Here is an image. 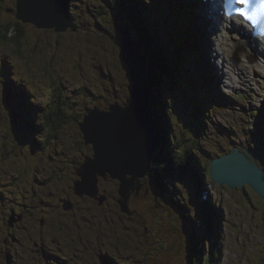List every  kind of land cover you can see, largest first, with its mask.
Segmentation results:
<instances>
[{
	"label": "rangeland",
	"instance_id": "obj_1",
	"mask_svg": "<svg viewBox=\"0 0 264 264\" xmlns=\"http://www.w3.org/2000/svg\"><path fill=\"white\" fill-rule=\"evenodd\" d=\"M117 1L68 0L70 15L76 8L70 17L76 32L56 34L55 27L22 24L21 32L8 30L20 37L19 44L0 41V64L20 78L18 84L10 79L19 91L17 98L9 97L6 82H0V264H264L263 201L249 187L241 192L203 180L197 188L188 173L177 175L186 157L198 160V146L203 150L198 153L204 179L214 155L233 146L251 148L254 161H264V71L242 70L246 59L232 48L224 28L210 27L209 13L203 20L210 24L203 28L200 23L201 33L186 30L184 36L178 27L179 35L173 38L166 13L161 19L156 13L164 28L163 34L158 30L162 43L172 50L179 37L182 50L171 52L167 63L177 84L155 70L161 98L160 110L154 105L156 125L163 115L170 121L171 130L165 133L173 162L168 156L158 159L152 175L140 180L142 189L130 195V217L117 204L119 181L108 174L97 178L96 198L76 196L75 171L84 157L92 156L78 126L83 114L93 108L106 111L111 104L124 107L129 98L128 72L113 43L114 21L125 25L118 20ZM153 1L157 2L152 6ZM168 1L145 0L144 5L164 11ZM15 2L0 0V23L16 21ZM174 2L183 7L181 0ZM181 22L178 25L187 27ZM187 48L192 59H186ZM175 55L180 62L173 69ZM51 79L61 85L68 103L61 113L67 121L58 131L42 127L40 113L51 112L46 105ZM205 80L211 81L213 92L207 95L210 108L204 124L198 126L203 136L194 144L190 111L182 104L202 107L205 101L192 88L202 91ZM25 105L33 117L28 118ZM206 152L212 153L210 158L204 157ZM100 198L104 203L99 204ZM66 200L72 204L68 211L62 208ZM22 214L25 218L19 223ZM194 232L201 234L196 242L202 243L200 254H191ZM213 252L220 254L214 258Z\"/></svg>",
	"mask_w": 264,
	"mask_h": 264
},
{
	"label": "water",
	"instance_id": "obj_2",
	"mask_svg": "<svg viewBox=\"0 0 264 264\" xmlns=\"http://www.w3.org/2000/svg\"><path fill=\"white\" fill-rule=\"evenodd\" d=\"M15 10V19L21 24L50 29L54 21H62L60 29L53 30L56 34L77 30L76 24L70 19L68 0H16ZM113 28V43L120 49V61L128 72L129 98L124 107L113 104L110 110L101 111L107 113H98V108L86 111L87 116L78 126L84 145H91L92 156L86 157L76 169L75 174L79 179L73 183V189L78 197L86 194L96 198L97 178L106 179L108 174L112 180L119 181L117 204L121 213L130 217L131 192L138 193L140 180L150 174L154 155L164 144V137L160 133L159 120L156 125L158 118H154V105L151 104L150 96L153 89L148 87L146 57L133 39L128 24L121 27L115 20ZM14 121L15 118L12 124ZM91 143H95L96 148ZM256 165L252 150L233 147L228 153L210 160V182L241 192L249 187L264 203V186L261 185L263 172ZM82 168L91 171L92 179L89 182H80L83 180L79 172ZM102 199H99V204L104 203ZM62 208L68 211L72 204L66 200Z\"/></svg>",
	"mask_w": 264,
	"mask_h": 264
},
{
	"label": "trees",
	"instance_id": "obj_3",
	"mask_svg": "<svg viewBox=\"0 0 264 264\" xmlns=\"http://www.w3.org/2000/svg\"><path fill=\"white\" fill-rule=\"evenodd\" d=\"M144 1L145 0H118V6L119 9L116 11L118 14V20L119 22H121L122 24H128L130 31L132 33V35L135 37L137 43L140 45V48L142 50V53L144 54V56L146 57V63L148 65V69H149V77H148V87L150 90H152L153 88H158L160 81L158 80L157 74H156V69H159L162 71V75L167 76L169 78L172 79V81L177 84V80H175L176 76H172L171 71L169 69V65L167 64L170 60V53L173 52L175 53V49L173 48L172 50H169L166 45L164 43H162V40H160L159 36H158V30H160V32L163 34V30L162 27L160 25V23L158 22L157 18H156V13L159 16V18H163V13H165L164 11H161L160 7H153L152 9H148L147 5H144ZM155 2L157 1H153V4L151 3V5H155ZM184 4L189 6V9L191 8L190 2L189 1H183ZM123 4L126 5H131L130 8L125 9V6L123 7ZM169 4H170V10L169 12H166V16L168 17L169 22L171 23V25H174L175 23H173V21L170 18V14H172L173 12L176 13L175 17L178 16V12H181V10H177L174 6V0H169ZM169 4L166 6V10L169 7ZM193 5V4H192ZM68 6H69V2H68ZM145 7V8H144ZM76 8H72V10L74 11V15H70L71 19L74 18V16L76 15ZM144 9V11H143ZM164 9V10H165ZM13 10V9H12ZM186 11V10H185ZM172 12V13H171ZM190 13V11L188 12ZM191 22V17L189 15H187V25H190ZM0 25H2V28L0 27V41L3 42L4 44H19V38L17 36H11L9 35V31L16 29L17 31H20V28L23 26L20 22L18 21H14L12 24H3L0 23ZM176 34L172 35V38L175 37ZM177 46H178V50L180 51V46L179 43L176 42ZM20 45H16L15 48H18L17 50H19ZM188 49V48H187ZM182 51V50H181ZM182 53V52H181ZM191 53V49H188V54ZM176 57V61H175V66L173 67V69H176V64H178L180 61L179 56L175 55ZM194 56V53H193ZM192 58V56H191ZM196 65V64H195ZM197 66V65H196ZM200 67V65H198ZM197 66V67H198ZM0 82H6L5 85L7 86V94L9 95V97L11 98H17L18 94L17 92L18 89H15L14 83L10 82V79L12 78V80H14V82H18L20 81L19 76H13V74L9 73L7 71V69H5L2 64H0ZM182 73V72H181ZM181 77V74H180ZM205 82L207 83V86L203 88V90L201 91L200 88L197 87V89H199V95L198 98H200L201 101H205L204 103L202 102V107L200 108L199 106H192V109H190L188 107V105H185L184 103L182 104V107L186 110L187 108L190 111V120L193 124V134H194V138H193V142L194 144L197 143L198 138L203 136V134L200 132V128L198 126H203V122L204 119H206V115L205 113H208L209 110V102L210 99H208V97L206 95H212V89H211V82L207 80H205ZM52 87V93L50 92V96H49V100L47 102V106L48 109L51 110V112L49 111H40L41 116H42V121H43V125L42 127H51V129H57V131L60 129L61 125L65 123V121H67L66 118L63 117V115H61V113L63 114L64 112V106L66 107V105L68 104L66 101H64V98L60 92L61 89V85L56 81V80H52L51 79V84ZM193 89V88H192ZM151 96V104L152 106L155 105L156 106V110H160V106L159 103H161V98L159 96V93H156V96H153V93L150 95ZM206 96V97H205ZM226 100H228L229 98H227L226 96L222 95ZM222 100V99H221ZM163 101V100H162ZM223 101V100H222ZM164 104V102H163ZM192 104V101H191ZM25 110L27 111V116L28 118H31L30 116L33 115L32 112H30L29 110V106L25 105L24 106ZM31 108V107H30ZM163 109V108H162ZM159 114V111H158ZM164 118H160L159 122L161 125H159L160 128V133H162L161 135H164V144L160 145L159 151L155 153L154 155V160L152 161V168L150 169V176L152 175L153 171L155 170V162L159 159H162L164 157L168 156V161L170 163L173 162L174 160V155H172L170 152V149L168 148V144H167V137L165 136V132L167 133L169 130H171V125H170V121L167 120L166 116L163 115ZM33 117V116H32ZM157 115L154 113V118L157 119ZM204 118V119H203ZM27 124H30V121H27ZM166 128V131L164 130V127ZM25 128V127H23ZM22 129V131H24V129ZM26 130V128H25ZM30 139L33 142L32 136H30ZM34 144V142H33ZM231 148H228V151H230ZM250 150H252L250 148ZM197 153L195 152V154L198 156V160L195 159V157L192 155H190V159L187 160L186 159L183 161L182 164H180V169L177 171V175H181L182 172H186L188 173V175L194 179L196 187L199 188L200 185H202L203 180L205 182H209L210 183V178H209V172H208V168H209V162L207 164V169H206V178L204 179V177H202L201 175V170L199 165H201L202 160L200 161V154L198 152H203L202 148L200 146H198V149L196 150ZM186 156H188L190 154V151L187 149L186 150ZM207 156L204 157H209L212 153L206 152ZM214 155V154H213ZM214 157H216V155H214ZM259 165L262 167V169H264V161L261 160V162H259ZM193 181V182H194ZM176 190V188H175ZM245 191V190H244ZM243 191V192H244ZM214 212H216L217 215H219L218 211L213 209ZM206 212V211H205ZM206 216V213H205ZM24 216L19 215V223H22L24 221ZM191 234H193L191 232ZM199 235H201L199 232L198 234L196 232H194V236L192 239H189V243H190V250H191V254L195 253V254H200L201 252V248H202V243L199 244V246L196 245V242H198V238L200 237ZM201 238H203L201 236ZM195 240V243L192 244V242ZM212 248V246H209L208 249ZM213 254H217V256L219 255L218 253L213 252ZM214 255V258H215ZM199 256V255H198ZM211 262V261H210Z\"/></svg>",
	"mask_w": 264,
	"mask_h": 264
},
{
	"label": "bare ground",
	"instance_id": "obj_4",
	"mask_svg": "<svg viewBox=\"0 0 264 264\" xmlns=\"http://www.w3.org/2000/svg\"><path fill=\"white\" fill-rule=\"evenodd\" d=\"M183 1H185V0H182V2ZM186 1H188V0H186ZM189 2H190V0H189ZM195 4H193L192 6H191V8H190V10L192 11V12H195V8H196V4L197 5H199L198 3H197V1L196 0H194L193 1ZM15 5H16V2H15ZM195 7V8H194ZM194 10V11H193ZM15 12H16V10H15ZM209 20V19H208ZM210 21V20H209ZM54 23V26L53 27H55L56 29H60V27L63 25L62 23H58L57 21H54L53 22ZM182 23V22H181ZM178 27L180 28V27H182V29L184 30V26H183V24L182 25H178ZM190 27L191 28H193L194 29V27H193V24H191L190 25ZM221 28H224V27H221ZM37 29V28H36ZM42 29H46V28H42ZM238 30V29H237ZM237 30H235V31H233V32H230V34L228 35L229 36V39L231 40V46H232V48L234 49V50H236L237 52H239L240 53V56L239 57H241V58H244V59H246L245 60V63H246V65H243V67H242V70H244V69H246V68H249V70H251V71H253V70H255V69H257L258 71H264V69H263V66H262V61L260 60L261 58V56L263 55L262 53H263V51H264V49H263V47H260V44L258 43V42H256V41H252L248 36L246 37V38H244V37H241L240 35H239V33L237 32ZM195 34H192L191 36H194ZM184 36H185V32H184ZM194 37H196V36H194ZM195 41H196V43L199 45V43H200V40L197 38V39H195ZM230 45V44H229ZM231 50V49H230ZM225 56H227L228 58H229V56L228 55H225ZM224 56V57H225ZM257 71V72H258ZM241 72H243V71H241ZM253 73V72H252ZM244 74H246V73H244ZM260 84V83H259ZM264 84V83H263ZM263 86V85H262ZM25 95V94H24ZM36 105V104H35ZM111 105H113V104H111ZM111 105H109V108L106 110V111H108V110H110V106ZM116 105V104H115ZM92 110V109H91ZM85 113H86V111H85ZM98 113H107V112H100V111H98ZM40 114V113H39ZM85 116H87V114H85V115H83L82 116V122H83V120H84V117ZM30 117H32V116H30ZM160 125V124H159ZM166 130V129H165ZM233 147H236V146H233ZM233 147H231V149L233 148ZM238 148V147H237ZM239 149V148H238ZM253 151V150H252ZM226 153H228V152H226ZM222 156V155H221ZM86 157H88V156H86ZM86 157H84V159L86 158ZM84 159H83V162L81 163V164H83L84 163ZM259 162H261V159H258V161H256V166H257V168H258V170L260 171H262L263 173H262V177H261V180H262V186H264V169H262V167L259 165ZM80 174L83 176V180L81 179V181L80 182H89L91 179H92V173H91V171H89L88 169H81L80 171ZM77 176V175H76ZM78 178V177H77ZM102 178V177H101ZM79 179V178H78ZM77 179V180H78ZM142 189V188H141ZM86 195V194H85ZM206 213V212H205ZM219 254H220V252H219ZM213 255H215V254H213ZM219 256V255H218Z\"/></svg>",
	"mask_w": 264,
	"mask_h": 264
},
{
	"label": "snow or ice",
	"instance_id": "obj_5",
	"mask_svg": "<svg viewBox=\"0 0 264 264\" xmlns=\"http://www.w3.org/2000/svg\"><path fill=\"white\" fill-rule=\"evenodd\" d=\"M233 3L247 7V11L243 8L237 10L238 15L245 20H254L257 10H264V0H261L259 5H254L252 0H233Z\"/></svg>",
	"mask_w": 264,
	"mask_h": 264
}]
</instances>
